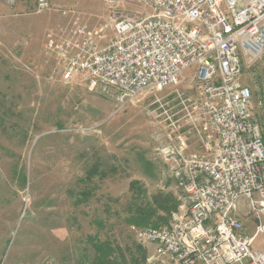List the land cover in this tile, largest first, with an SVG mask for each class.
Returning <instances> with one entry per match:
<instances>
[{
    "label": "rangeland",
    "instance_id": "374dc122",
    "mask_svg": "<svg viewBox=\"0 0 264 264\" xmlns=\"http://www.w3.org/2000/svg\"><path fill=\"white\" fill-rule=\"evenodd\" d=\"M25 1L49 30L42 49L6 46L0 34V264H94L93 241L110 243L121 264H159L149 261L153 248L137 231L165 225L169 215L157 211L148 226L127 221L135 207L155 212L168 197L178 202V183L161 153L177 144L164 124V96L195 99L199 85L190 71L179 85L122 105L83 78L65 84L50 41L60 45L62 31L72 40L85 26L107 44L112 20L150 10L136 0H47L50 9L38 13L39 0ZM245 75L257 107L264 67ZM179 134L189 155L203 153L189 125ZM245 225L254 249L264 251V234L254 221Z\"/></svg>",
    "mask_w": 264,
    "mask_h": 264
},
{
    "label": "built area",
    "instance_id": "2783aa9c",
    "mask_svg": "<svg viewBox=\"0 0 264 264\" xmlns=\"http://www.w3.org/2000/svg\"><path fill=\"white\" fill-rule=\"evenodd\" d=\"M136 1L150 13L112 20L109 43L83 26L47 47L65 84L83 78L122 105L177 86L190 71L199 85L195 99L164 96V124L177 144L161 153L178 183V207L167 224L139 230L137 239L159 264H264L245 225L254 221L264 234V92L253 106L245 75L264 67V0ZM49 9L38 1V13ZM182 123L203 153H187V137L176 135Z\"/></svg>",
    "mask_w": 264,
    "mask_h": 264
},
{
    "label": "crops",
    "instance_id": "0c3cea01",
    "mask_svg": "<svg viewBox=\"0 0 264 264\" xmlns=\"http://www.w3.org/2000/svg\"><path fill=\"white\" fill-rule=\"evenodd\" d=\"M15 7L10 8L3 3L0 4V34L6 46L20 42L27 47L38 46L42 49V44L46 39L49 30V23H45L39 17L41 14L35 12L32 2L17 0ZM31 12L27 14L25 12ZM201 154V153H199ZM169 169V168H168Z\"/></svg>",
    "mask_w": 264,
    "mask_h": 264
},
{
    "label": "trees",
    "instance_id": "16d2710c",
    "mask_svg": "<svg viewBox=\"0 0 264 264\" xmlns=\"http://www.w3.org/2000/svg\"><path fill=\"white\" fill-rule=\"evenodd\" d=\"M170 203L172 204L170 206ZM178 202L168 197L167 199L158 203L157 210L154 212L151 207L142 208L135 207L136 209L131 210V217L127 221L128 224L134 226H148L151 222L152 217L157 211L166 212L169 217L177 210ZM157 227L159 225H152ZM93 247L95 251L94 264H121L119 256H116V250L108 242L93 241ZM141 250V248H139Z\"/></svg>",
    "mask_w": 264,
    "mask_h": 264
},
{
    "label": "bare ground",
    "instance_id": "6f19581e",
    "mask_svg": "<svg viewBox=\"0 0 264 264\" xmlns=\"http://www.w3.org/2000/svg\"><path fill=\"white\" fill-rule=\"evenodd\" d=\"M142 98H143V95H140V96H138L137 98H135L134 101H140Z\"/></svg>",
    "mask_w": 264,
    "mask_h": 264
}]
</instances>
